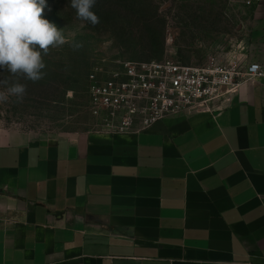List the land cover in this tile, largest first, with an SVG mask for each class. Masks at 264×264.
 I'll use <instances>...</instances> for the list:
<instances>
[{
	"label": "crops",
	"instance_id": "obj_1",
	"mask_svg": "<svg viewBox=\"0 0 264 264\" xmlns=\"http://www.w3.org/2000/svg\"><path fill=\"white\" fill-rule=\"evenodd\" d=\"M0 264H264V80L138 132L1 145Z\"/></svg>",
	"mask_w": 264,
	"mask_h": 264
},
{
	"label": "rangeland",
	"instance_id": "obj_2",
	"mask_svg": "<svg viewBox=\"0 0 264 264\" xmlns=\"http://www.w3.org/2000/svg\"><path fill=\"white\" fill-rule=\"evenodd\" d=\"M47 5L45 18L67 43L42 54L45 75L38 82L0 71V92L14 82L26 86L22 99L0 102V146L101 129L88 93V75L97 63L111 68L117 62L173 58L202 66L235 53L248 65L258 64L254 58L261 55L252 22L264 0H97L95 25L77 18L71 0ZM74 43L81 46L73 48Z\"/></svg>",
	"mask_w": 264,
	"mask_h": 264
},
{
	"label": "built area",
	"instance_id": "obj_3",
	"mask_svg": "<svg viewBox=\"0 0 264 264\" xmlns=\"http://www.w3.org/2000/svg\"><path fill=\"white\" fill-rule=\"evenodd\" d=\"M264 80V67L235 54L202 66L173 58L97 63L88 75L92 112L107 133L138 132L169 116L210 113L231 102L241 83Z\"/></svg>",
	"mask_w": 264,
	"mask_h": 264
},
{
	"label": "clouds",
	"instance_id": "obj_4",
	"mask_svg": "<svg viewBox=\"0 0 264 264\" xmlns=\"http://www.w3.org/2000/svg\"><path fill=\"white\" fill-rule=\"evenodd\" d=\"M96 3L97 0H71V7L78 19L95 25L99 22L93 10ZM47 7V0H0V71L6 69L34 83L43 79L46 65L42 54L46 55L50 47L67 43L61 29L45 18ZM25 92L24 84L14 82L6 92H0V102L10 96L22 99Z\"/></svg>",
	"mask_w": 264,
	"mask_h": 264
}]
</instances>
